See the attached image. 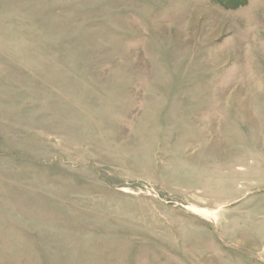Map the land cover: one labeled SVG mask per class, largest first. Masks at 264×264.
<instances>
[{
    "label": "rangeland",
    "instance_id": "374dc122",
    "mask_svg": "<svg viewBox=\"0 0 264 264\" xmlns=\"http://www.w3.org/2000/svg\"><path fill=\"white\" fill-rule=\"evenodd\" d=\"M0 0V264H264V0Z\"/></svg>",
    "mask_w": 264,
    "mask_h": 264
},
{
    "label": "trees",
    "instance_id": "16d2710c",
    "mask_svg": "<svg viewBox=\"0 0 264 264\" xmlns=\"http://www.w3.org/2000/svg\"><path fill=\"white\" fill-rule=\"evenodd\" d=\"M214 1L222 3V4H225V5H230V1L229 0H214Z\"/></svg>",
    "mask_w": 264,
    "mask_h": 264
}]
</instances>
